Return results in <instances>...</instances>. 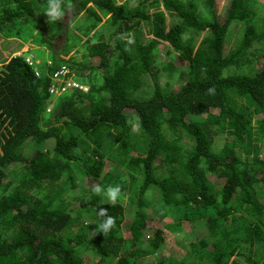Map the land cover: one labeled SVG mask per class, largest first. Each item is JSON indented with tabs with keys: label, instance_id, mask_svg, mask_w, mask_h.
<instances>
[{
	"label": "trees",
	"instance_id": "obj_1",
	"mask_svg": "<svg viewBox=\"0 0 264 264\" xmlns=\"http://www.w3.org/2000/svg\"><path fill=\"white\" fill-rule=\"evenodd\" d=\"M129 2L0 0V32L39 34L51 54L37 68L22 56L0 68V264H196V256L264 264V144L255 137L264 132V52L255 48L264 45V24L250 8L256 0H227L222 15L214 0ZM233 23L242 38L224 54ZM141 26L152 37L142 39ZM162 41L171 50L157 63ZM236 64L249 70L232 71ZM84 71L94 74L87 91L51 92ZM162 71L176 72V90ZM147 74L149 94L140 98ZM220 134L228 140L218 148ZM123 174L130 182L117 187L135 208L128 219L130 208L103 192ZM154 187L172 209L161 224L153 200H144ZM199 221L207 227L201 240L170 252L166 229Z\"/></svg>",
	"mask_w": 264,
	"mask_h": 264
},
{
	"label": "rangeland",
	"instance_id": "obj_2",
	"mask_svg": "<svg viewBox=\"0 0 264 264\" xmlns=\"http://www.w3.org/2000/svg\"><path fill=\"white\" fill-rule=\"evenodd\" d=\"M123 0H118V2H122ZM138 0H130V5L133 6L137 3ZM227 0H214V5L216 7V10L218 13H220V15L223 14L226 6ZM257 4L251 5L250 8L251 10L255 13V17L259 18L258 20L260 22H262L264 24V0H256ZM160 9H163L162 6H160ZM153 10V9H152ZM258 12V14H257ZM201 13L203 15H207V9L206 7H202L201 8ZM164 14H165V18L166 21L169 22L170 18H172V16H169V12L164 10ZM78 22L82 21V18H79L77 20ZM230 29H232V32H229V36H227L225 39V44H224V54H227V52L233 48H235L238 43L240 42V39L242 38V34L243 32H241V28L240 26L235 25L234 23L229 27ZM99 30V28H98ZM141 30H142V34H143V38L142 39H146L147 37H152L151 35L147 34L146 30L144 29L143 26H141ZM76 32V29H75ZM77 33H79V31L77 30ZM206 32H202V35H204ZM5 34L2 32H0V68L3 66V64L8 61L11 57L14 56H22L32 67L37 68L38 65L40 63H43V61L47 60V57H51V54L46 53L43 50V45H40L39 42H41V37L39 34H32L28 36H20V37H16V36H4ZM11 35V34H10ZM25 35V34H24ZM74 42H77L76 37L74 35H71L70 37ZM27 44L26 47L22 48L23 44ZM21 44V45H19ZM16 46H19V49L14 48ZM6 47V48H5ZM257 52L261 51V53L264 52V45H256L255 46ZM159 56L156 59L157 63L162 62V60L166 57L165 56V50H171L169 44L165 41H162L159 45ZM14 50H18L13 52ZM75 50V49H74ZM73 50V51H74ZM73 51L69 54H73ZM260 53V54H261ZM68 55V56H69ZM73 57L77 58V60H81L82 58V53L80 52H75ZM260 64V63H259ZM230 69L233 70H237L239 72V70H245L248 69L249 70V66L245 65V66H239L238 64L236 65H232L230 66ZM230 71V70H229ZM177 74L178 71L176 70ZM176 72H161L160 73V78L161 81L163 83L167 82L168 83V89H172V90H176L179 87V82H174L173 78L176 75ZM93 73H90L89 71H84L82 73V75L80 76H73V78H70L68 80V82L71 83L72 86L76 87V89H83V91H87L88 90V85L90 83L91 80H89L90 78L93 77ZM86 77V78H85ZM90 77V78H89ZM86 80L87 82H82V79ZM149 76L148 74L145 75L143 77L142 80V84L140 85V89L135 93L136 96L140 97V98H144L147 97L149 94V90H150V82L148 80ZM63 78L61 77L60 79H58V81L62 80ZM80 79V80H79ZM74 83V85L72 84ZM54 90H59V87H54ZM63 92L59 93L58 96L62 95ZM51 106H53V103L51 104ZM133 128L136 129V131L138 130V126L137 123L135 122V120H133ZM131 137V135H129ZM256 137V143H261L264 144V132L263 133H259V134H255ZM228 140V137L225 134H220L219 136H217L215 138V144L217 145L216 147H221V145L223 144L224 141ZM179 144L184 147V149H188L189 146L191 147L190 144V139L189 138H182V140L179 142ZM51 146L50 142L46 143V147ZM264 150V148H263ZM263 150L261 152V156L264 155ZM263 153V154H262ZM124 175V174H123ZM125 176V177H124ZM123 177H119L116 178V183L113 184V186H107L106 188H104L103 192L105 194V197L108 200H112V201H118L120 203H122L125 207H129L130 209H127L125 212V218H131L132 214L134 213V207L133 206H129L128 204H130L129 199L127 197V194H125L124 192H120L117 185L121 183V181H123L124 183H126L127 181L130 182L129 180V176L124 175ZM218 181H221L218 180ZM141 183V180H139V183ZM128 184V183H126ZM150 191H152V194L149 195L148 193H146L144 195V200L148 201L150 199L153 200L152 205H148L149 209L151 210V212L153 213L154 218L156 219L157 223H160V218H162L163 220L169 219L172 220L171 215H169V217L164 218V216L166 215V213H168L169 211H171V207L168 205H165L161 199V194L159 192L158 189H156L155 187L152 189H149ZM70 191H64L63 195L64 196H68ZM171 214V213H170ZM125 221H129V220H125ZM125 221H123L122 223V228L124 229L125 226ZM165 222L166 224H169L170 222ZM153 223L155 224V222L153 221ZM206 225L204 223H201V221H199L198 223L192 224L190 226V229L188 230H184L182 225L179 224L178 226L176 225H170L169 228H167V233H169V238L167 243L169 244V251L170 252H177L179 248H183L184 250H188L191 248L190 243H196L198 241L201 240L200 238V234H202L205 230ZM205 233V232H204ZM126 243L128 244V246L131 244V239L127 238ZM195 248H197L198 250L200 249V246H196ZM194 261H196V264H206L203 260L199 261V257L196 256L193 259ZM199 261V262H198Z\"/></svg>",
	"mask_w": 264,
	"mask_h": 264
},
{
	"label": "built area",
	"instance_id": "obj_3",
	"mask_svg": "<svg viewBox=\"0 0 264 264\" xmlns=\"http://www.w3.org/2000/svg\"><path fill=\"white\" fill-rule=\"evenodd\" d=\"M58 73L65 75V71H63V72L59 71ZM70 78H73V77H69V78L67 79L66 84H65L64 86H62L61 88H59V90H54V88H51V89H50L51 92H52L53 94H55L56 96H58V94L61 93V92L64 93V92H66V91H69V90H71V89L76 88V87L72 86L70 82H68V80H69ZM72 84L74 85V83H72ZM80 90H83V89L80 88ZM49 110H50V109H47V111H49Z\"/></svg>",
	"mask_w": 264,
	"mask_h": 264
},
{
	"label": "crops",
	"instance_id": "obj_4",
	"mask_svg": "<svg viewBox=\"0 0 264 264\" xmlns=\"http://www.w3.org/2000/svg\"><path fill=\"white\" fill-rule=\"evenodd\" d=\"M19 45H21V44H19ZM27 46V44H23V46H22V48H24V47H26ZM6 48V47H5ZM14 48H17V49H19V46H16L15 45V47ZM44 49V48H43ZM15 51H18V50H14L13 52H15ZM48 58V57H47ZM0 61H1V59H0Z\"/></svg>",
	"mask_w": 264,
	"mask_h": 264
}]
</instances>
